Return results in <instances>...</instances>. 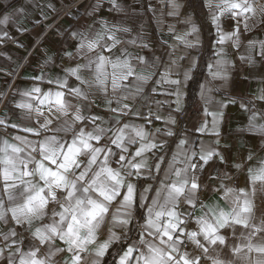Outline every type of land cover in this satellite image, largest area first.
I'll return each mask as SVG.
<instances>
[{
	"label": "snow or ice",
	"instance_id": "1",
	"mask_svg": "<svg viewBox=\"0 0 264 264\" xmlns=\"http://www.w3.org/2000/svg\"><path fill=\"white\" fill-rule=\"evenodd\" d=\"M109 3L117 11L121 10L117 0ZM168 3L171 6L168 14L179 15L182 5L178 0H168ZM204 6L209 9L217 31L216 42L221 45L216 52L219 58L209 65V73L212 80H226L231 61L225 58L223 45L231 41L239 47L240 20L245 31L250 28V20H253L252 26L264 23V3L204 0ZM98 7L99 4L94 5L93 10ZM23 12V8H18L14 14ZM225 14L237 21L230 33L223 31L221 17ZM11 18L12 14H4L0 24H8ZM184 23L189 25L188 30L174 35L177 43L170 46L164 71L155 80L156 87L148 90L156 93L163 84L174 85V91L163 89L160 94L176 96L177 112L181 110L180 96L183 85L191 79V69L183 73L182 79H172L173 74L179 75L178 61L184 59L182 55L175 59L173 56L180 45L187 49L199 42V27L192 17H186ZM127 31L106 21L99 31L94 27L86 33L74 31L71 35L77 41L75 58L84 62L64 69L63 78L46 81L55 84L56 90L45 91L37 86L24 92L22 95L30 101L15 105L22 110L21 123L0 119V126L34 137L13 136L19 144L0 138V261L5 264H102L112 245L121 242L129 232H137L138 224L137 239L131 243L125 241L126 248L117 264H264V216L258 218L255 214L258 182L264 195V160L259 167L248 169L250 189L229 187L225 183L231 178L228 173L210 177L218 181L214 190L230 203L228 210L201 199L202 186L195 174L198 164L203 170L213 159L224 162L218 149L202 145L199 152L192 151L190 155L183 152V159L174 153L162 176L163 155L158 156L154 166H149L146 154L155 155V150L167 143L166 140L157 142L161 129L149 133L145 124L122 123L121 117L143 118L147 124L152 123L153 117L164 119L151 110L144 114L134 107L138 97L147 99L145 86L156 75L159 58L149 64L145 57L127 49H120L117 55L115 50L122 42L117 33ZM169 31L175 30L170 27ZM190 36L197 37L196 41L190 40ZM249 45L254 47L255 42L250 41ZM141 47L148 45L141 41ZM259 54L264 58V42H260ZM65 55L74 59L73 53ZM195 63L193 58L191 67ZM137 64L145 65L144 70L138 72ZM32 79L45 81L43 74ZM69 79L75 82L71 86ZM211 91L207 83L201 85L202 95ZM258 99L264 101V93ZM97 100L113 114L109 120L93 114ZM156 103L159 106L160 102ZM205 114L212 116L211 131L217 136L215 143L219 144L216 126L222 113H208L205 109ZM258 118L264 119L254 112L249 118L248 130L264 135V124H257ZM165 123L176 121L169 116ZM206 129L205 124L198 130ZM164 135L174 136L175 132L167 128ZM185 143L181 139L178 150ZM133 146H136L134 151ZM247 159L251 160L252 155ZM235 167L239 169L242 165ZM157 177L159 182L150 200L152 184L137 194L133 178L156 180ZM182 203L190 211H182ZM138 210H142L143 223L136 221ZM197 211L200 215H196ZM190 224L195 227L190 228ZM105 234L106 238L101 239ZM25 239L29 241L27 249Z\"/></svg>",
	"mask_w": 264,
	"mask_h": 264
},
{
	"label": "crops",
	"instance_id": "2",
	"mask_svg": "<svg viewBox=\"0 0 264 264\" xmlns=\"http://www.w3.org/2000/svg\"><path fill=\"white\" fill-rule=\"evenodd\" d=\"M62 1L68 3L73 0ZM117 2L121 6L119 11L111 7L109 0H95L85 4L80 9L76 20L71 18L60 20L54 25L52 31L39 41L37 49L25 63L17 79L11 84L15 72L24 60L25 52L13 47L9 41L18 38L27 48L33 47L52 24L57 9V0H0V19L3 18L4 14H12L8 24H0V94H3L0 96V119H9L10 123H21L22 110L17 109L15 105L22 101H30L29 97L22 95L24 92L37 86L45 91L48 89L56 90L55 84H48L46 81L55 80L58 77L63 78L64 69L73 67L76 62H84L82 59L75 58L77 41L71 35L74 31L79 30L86 33L90 27L99 31L102 28V22L105 21L109 25L126 28L128 29L127 32L117 33L122 41L115 50L117 55L120 49H127L130 53L145 57L149 64L155 58H159L156 62L158 64L156 75L145 86L147 99L138 97L134 102V107L139 108L144 114L151 110L164 119L156 120L153 117L152 123L147 124L143 118L129 116L121 117L122 123L131 121L135 124H145L149 133H154L157 128L161 129V132L157 134V142L166 140L167 143L162 149L155 150V155L151 152L146 154L149 166L155 165L158 156H164L161 176L174 153L177 154L178 159H183V152L189 155L192 151L199 152L202 145L206 148L218 149L224 156V162L221 163L218 158L213 159L203 170L198 164L195 174L199 177L202 186L199 193L201 199L209 204L218 203L220 207L228 210L231 206L230 203L222 198V193L214 190L218 181H213L210 177L217 175L223 177L225 173H228L231 178L225 183L229 187L250 189L248 169L259 167L260 161L264 160V135L257 131L248 130L249 118L254 112L264 117V101L258 99L261 93H264V58L259 54L260 42H264V23H256L252 26L253 20H250V28L245 31L243 20H240L239 47L234 46L231 41L223 45L226 52L225 58L231 61L227 69L228 78L226 80H212L209 65L219 58L216 52L221 45L216 42L217 31L212 23L209 9L204 6V0H178L182 7L177 16L168 14L171 11L168 0H117ZM260 2L264 3V0H260ZM97 4L99 7L93 10V6ZM18 8H23L24 12L15 15L14 11ZM213 10H216L214 5ZM189 16L199 27V42L193 48L187 49L180 45L175 56H173L175 59L176 56L182 55L184 59L178 61L176 71L179 75L173 74L172 79H182L183 73L191 69V79L183 85V94L180 96L181 110L177 112L175 111L176 96L160 94L163 89L174 91V85L163 84L156 93H151L148 90L156 87L155 80L164 71V66L169 60L170 46L177 43L174 35L182 34L188 30L189 25L185 24L184 20ZM221 23L223 31L230 33L234 30L237 21L229 14H225L221 17ZM170 27L174 28V33L169 31ZM189 39L195 42L197 37L190 36ZM132 40H135L136 43H129ZM141 41L146 43L148 47H141ZM250 41L255 42L254 47H250ZM66 52L73 53L74 59H69L65 55ZM241 57H245V59H241ZM248 57L251 59H247ZM49 58L51 59L49 60ZM193 58H195L196 63L194 67H191ZM46 61L49 62L46 63ZM144 68L145 65L137 64L136 70L140 72ZM41 74L44 75L45 81L32 79V77ZM74 83L73 79H69L70 86ZM206 83L213 91L205 92L202 95L201 85ZM119 95L117 93V97ZM156 101L160 102L159 106ZM129 102L131 103V101ZM97 105L99 106L97 107ZM242 105L246 107H242ZM157 108H159L158 111ZM205 109L208 113H222V118L216 126L220 134L219 144L215 143L217 136L211 131L213 128L212 116L206 115ZM93 114L103 116L105 120H109L113 115L106 110L105 105L100 100H97L96 104L93 105ZM181 114H185L186 119L182 129H178L177 122ZM169 116L175 119V124L165 123ZM256 123L264 124V119L258 118ZM205 124L207 125L206 131H199L201 125ZM167 128H171L175 135H164ZM15 135H28L29 139L34 138L16 129H6L0 126V138H5L10 143L19 144L18 141L13 140ZM181 139H184L186 143L178 150L177 145ZM102 143L105 142L102 141ZM20 146L23 147V145ZM135 147L133 146L131 150L134 151ZM250 154L252 159L248 160L247 157ZM236 164H240L242 167L237 169ZM159 178L157 177L156 180L133 178L132 183L136 185L137 194L148 184H152L153 191L149 193L150 200L151 196L154 195ZM260 187L258 182L255 197V204L257 205L255 214L258 218L264 216V195L261 194ZM181 210L190 211L183 203ZM140 212L142 210H138L136 213V221L143 223L140 219ZM196 215H200V212L197 211ZM189 227L194 228L195 225L190 224ZM116 231L119 232L120 230L116 229ZM137 232H129L127 237H122L121 242L113 244L109 251L123 245L120 253L122 255L123 249L126 248L125 241L131 243L132 240L137 239ZM23 235L27 237L28 234L24 233ZM104 238H106V234L101 236V239ZM229 242L231 243V240ZM28 244L29 241L25 239V249H27ZM189 250H191V246H189ZM108 253L103 258L102 264ZM0 264H5V262L0 261ZM203 264H207V262H203Z\"/></svg>",
	"mask_w": 264,
	"mask_h": 264
},
{
	"label": "built area",
	"instance_id": "3",
	"mask_svg": "<svg viewBox=\"0 0 264 264\" xmlns=\"http://www.w3.org/2000/svg\"><path fill=\"white\" fill-rule=\"evenodd\" d=\"M94 1L95 0H73L71 2L65 3L62 0H57V9H56V12L53 16L52 24L49 26L48 29H46V31L43 33L42 37L39 38V40L37 41V43L33 47L27 48L25 45H23L22 42L19 41L18 38H14V39L10 40L9 43L13 47L21 50L22 52H25L24 60L21 64V66L19 67V69L15 72L16 74L14 75L11 84L17 79V77L19 76V74H20L22 68L24 67L25 63L31 58L30 56L37 49V47L39 45V41L52 31V29L54 28V25L57 24L60 20L67 19V18H71L73 20H76L78 18L79 13H80V9L85 4L92 3ZM185 119H186L185 114H181L179 116V119L177 122L178 129H182V125H183V122Z\"/></svg>",
	"mask_w": 264,
	"mask_h": 264
},
{
	"label": "trees",
	"instance_id": "4",
	"mask_svg": "<svg viewBox=\"0 0 264 264\" xmlns=\"http://www.w3.org/2000/svg\"><path fill=\"white\" fill-rule=\"evenodd\" d=\"M191 94H192V92H191ZM191 94H190V96H191ZM122 248H123V245H120V246H117V247L111 249L109 251L108 255L106 256L103 264H116V260H117L118 256L120 255Z\"/></svg>",
	"mask_w": 264,
	"mask_h": 264
}]
</instances>
